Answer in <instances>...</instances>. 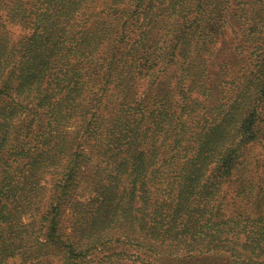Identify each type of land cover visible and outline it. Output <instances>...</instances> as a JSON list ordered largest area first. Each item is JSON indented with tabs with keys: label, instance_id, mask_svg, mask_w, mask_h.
<instances>
[{
	"label": "trees",
	"instance_id": "trees-1",
	"mask_svg": "<svg viewBox=\"0 0 264 264\" xmlns=\"http://www.w3.org/2000/svg\"><path fill=\"white\" fill-rule=\"evenodd\" d=\"M257 143L264 0H0V264H264Z\"/></svg>",
	"mask_w": 264,
	"mask_h": 264
},
{
	"label": "rangeland",
	"instance_id": "rangeland-1",
	"mask_svg": "<svg viewBox=\"0 0 264 264\" xmlns=\"http://www.w3.org/2000/svg\"><path fill=\"white\" fill-rule=\"evenodd\" d=\"M19 31V29L17 30ZM234 28H233V24L230 22L227 26V29H226V35L224 37V42H222V46H221V50H223L224 55L222 56V58L219 59V61H217L216 63L217 64H220L222 63L223 61L227 60L230 58V50H231V46L234 45V43L236 42V39L234 41L233 38H234ZM214 70V73L215 71H217V67L216 65L214 66L213 68ZM251 149L253 150L252 153L256 156V157H261V158H264V146L261 145V144H255L251 147ZM51 182V176H46L45 179L43 180V184H49ZM237 189V186H230V188H226V199L230 202V203H237V204H240L238 203V200L235 198L236 197V192L235 190ZM118 190L120 191V187L118 188ZM78 198L80 200H86L88 199L89 197H91L92 195H94V193L91 191V188L89 187L88 184H83L79 190H78ZM66 228L68 230H70L71 228V214H66Z\"/></svg>",
	"mask_w": 264,
	"mask_h": 264
}]
</instances>
